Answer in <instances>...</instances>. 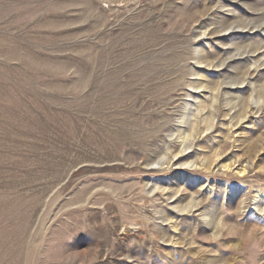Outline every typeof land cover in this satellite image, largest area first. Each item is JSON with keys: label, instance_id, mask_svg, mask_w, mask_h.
<instances>
[{"label": "rangeland", "instance_id": "obj_1", "mask_svg": "<svg viewBox=\"0 0 264 264\" xmlns=\"http://www.w3.org/2000/svg\"><path fill=\"white\" fill-rule=\"evenodd\" d=\"M256 190L264 0H0V264H264Z\"/></svg>", "mask_w": 264, "mask_h": 264}, {"label": "bare ground", "instance_id": "obj_2", "mask_svg": "<svg viewBox=\"0 0 264 264\" xmlns=\"http://www.w3.org/2000/svg\"><path fill=\"white\" fill-rule=\"evenodd\" d=\"M190 19V18H189ZM223 30V29H222ZM204 34V33H203ZM223 62V61H222ZM222 64V63H221ZM201 85H202V82L201 81H199V82H197V86H195V87H201ZM214 88V87H213ZM213 91V90H212ZM215 93H213L212 94V92H211V99L213 100L214 99V97H215V95H214ZM203 101V100H202ZM204 102V101H203ZM206 105V104H205ZM205 105H202V104H200L199 106H197L196 107V109H197V111L198 112H202V110H204V108H206L205 107ZM208 105V104H207ZM185 106V105H184ZM209 106V105H208ZM208 108V107H207ZM204 112V114H205V111H203ZM210 113V112H209ZM203 114V115H204ZM184 115H186V114H184ZM211 117V116H210ZM239 119V118H238ZM202 121L204 122V129L203 130H206V129H209L211 126H212V121H213V119L211 120V118L210 119H208V117L206 116H204L203 117V119H202ZM192 126H193V124H192ZM232 126V125H231ZM197 127V126H196ZM189 128V127H188ZM187 128V129H188ZM191 129V128H190ZM182 132H183V130H182ZM186 132V131H185ZM193 132V133H192ZM192 132H188V133H185V134H183V136H181L180 135V137L183 139V140H181L182 142L184 141V139L186 138V137H188V136H193L196 132H198V131H196L195 132V128H194V130L192 131ZM200 133V132H199ZM180 137H178V138H180ZM192 138V137H191ZM186 140V139H185ZM221 150V146H219L218 145V147L216 148V151L214 152V154L212 155V156H215V157H218L219 156V154H220V151ZM179 151H182V149L180 148V150H178V153H179ZM206 157V156H205ZM210 157V156H209ZM212 158V157H211ZM209 158H205L204 160H207V161H209L208 160ZM211 160V159H210ZM202 161H203V159H202ZM204 162V161H203ZM202 162V163H203ZM211 162V161H210ZM190 163V162H189ZM200 164V166H201V163H199ZM211 165H212V163H210ZM194 165H196V164H194ZM207 165H208V163H207ZM210 165V166H211ZM203 166V165H202ZM210 166H209V168H210ZM224 166H227V167H229V164H225ZM247 166V165H246ZM228 169V168H227ZM209 171V170H208ZM245 171H246V167L245 166H243L242 168H241V170L239 171V172H241V173H245ZM258 190V189H257ZM256 190V191H257ZM260 190V189H259ZM263 193L264 192H261V191H257V197L259 196V197H263ZM187 204V203H186ZM193 204V203H192ZM184 205V204H183ZM192 207V205H191V201H190V203H188L187 205H185L184 207H183V209H179V210H187V209H190ZM264 210V208H261V211H263Z\"/></svg>", "mask_w": 264, "mask_h": 264}]
</instances>
